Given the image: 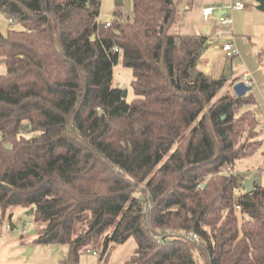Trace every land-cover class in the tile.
I'll return each mask as SVG.
<instances>
[{
  "label": "trees",
  "instance_id": "obj_1",
  "mask_svg": "<svg viewBox=\"0 0 264 264\" xmlns=\"http://www.w3.org/2000/svg\"><path fill=\"white\" fill-rule=\"evenodd\" d=\"M100 10L0 0L19 26L0 32V226L33 208L35 242L68 247L59 264L97 247L102 264L130 237L125 264H264V179L247 193L232 173L261 144L255 97L218 96L204 37L170 32L176 0H131L109 26Z\"/></svg>",
  "mask_w": 264,
  "mask_h": 264
},
{
  "label": "rangeland",
  "instance_id": "obj_2",
  "mask_svg": "<svg viewBox=\"0 0 264 264\" xmlns=\"http://www.w3.org/2000/svg\"><path fill=\"white\" fill-rule=\"evenodd\" d=\"M100 1V20L103 22L113 20L119 13L124 16L131 14V0H121L119 4L116 2L117 0ZM234 1L236 0L229 1L224 7L227 9L224 16L232 17L234 20V32L230 34L231 38L237 39L244 60L241 61L237 56L231 58L232 60L226 58L221 49L217 47L220 38L217 32L218 25L206 23V52L202 57L207 61L204 66H199V69L208 77L226 78V84L219 91L218 96L232 94L234 92L233 85L244 81L245 71L255 78L251 92L260 105L257 130L261 144L253 154L235 162L233 173L239 185L251 174H254L256 181L262 184L264 179V99L259 97V89L264 90V54L260 55L259 53L264 50V11L256 8V0H238L245 4V8L239 11L228 9ZM9 28L18 29L19 26L10 21L5 13L0 12V32L6 34ZM0 72L5 73V65L2 62H0ZM131 79V70L123 66L120 56L113 68L112 83L126 90V100L128 101L133 98ZM28 210L20 206L12 207L5 216L3 225L10 224L14 229L9 236L3 237L0 241V264H59L68 252L67 245L35 242L36 233H29L35 228V221L32 213L27 214ZM0 233H3L2 225ZM136 247L137 244L133 237L128 238L124 243H113L110 245L106 261L102 264H125L134 254ZM27 249H30L28 254H26ZM100 252L101 247L81 252L77 264H100Z\"/></svg>",
  "mask_w": 264,
  "mask_h": 264
},
{
  "label": "crops",
  "instance_id": "obj_3",
  "mask_svg": "<svg viewBox=\"0 0 264 264\" xmlns=\"http://www.w3.org/2000/svg\"><path fill=\"white\" fill-rule=\"evenodd\" d=\"M229 1H232V0H176L177 11H176L174 22L170 27V32L176 33V34H182V35H200L204 37L205 44H204V48H203V51L201 53V56L198 62L199 66L201 65L204 66L207 61L205 58L202 57L206 52V37H207L206 36V31H207L206 23L218 25L217 32L220 37L219 43L217 46L218 48H220L219 44L222 40L229 39L236 45L238 49V54L236 55L237 58L240 59L241 61L244 60L241 54L240 48L237 44V39L234 37L231 38L230 33L234 32V24H233L234 20L232 19V17H231L232 19L231 23L228 24V23H221L218 19V16H216L214 13L208 16L207 19H204L202 16V9L204 7L212 6V7H215L216 9L218 8L225 9L224 7L228 4ZM236 1H234V3ZM244 8H245V4H244ZM239 10H242V9H239ZM224 14L225 13H223L222 15ZM0 73L2 74L3 72H0ZM244 81L247 85L251 86V90H252L253 88L252 86L255 83V78H253V76L251 77L248 71L244 72ZM251 90L248 92L252 93ZM252 95L254 96L253 93ZM259 97H262V99H264V90L259 89ZM259 106L260 105L257 101V103L254 106H251L250 109H257L258 111L260 110ZM257 113H258V117H260L259 112ZM2 228H3V225H2Z\"/></svg>",
  "mask_w": 264,
  "mask_h": 264
},
{
  "label": "built area",
  "instance_id": "obj_4",
  "mask_svg": "<svg viewBox=\"0 0 264 264\" xmlns=\"http://www.w3.org/2000/svg\"><path fill=\"white\" fill-rule=\"evenodd\" d=\"M243 8H244V3L242 1H236L235 3H233L232 5H230L228 7V9H231V10H239V9H243ZM216 10L217 9L215 7H212V6L204 7L202 9L203 18L207 19L208 16L212 15L214 13V11H216ZM225 10L227 11V9H225ZM218 19L221 23H228L229 24L232 21L231 17L224 16V15L219 16ZM105 25L109 26L110 20L105 21ZM219 45H220V49H221L223 55L226 58L231 59L238 54V49L232 41L222 40ZM232 173H233V170H232ZM235 191L239 192V189L237 188V189H235ZM13 229L14 228L10 224L5 225V226L3 225V228H2L3 233H0V241L3 239V237L9 236L10 232H12ZM21 231L23 232L24 228Z\"/></svg>",
  "mask_w": 264,
  "mask_h": 264
},
{
  "label": "water",
  "instance_id": "obj_5",
  "mask_svg": "<svg viewBox=\"0 0 264 264\" xmlns=\"http://www.w3.org/2000/svg\"><path fill=\"white\" fill-rule=\"evenodd\" d=\"M116 2L119 4V3H121V0H117ZM256 2H257L256 8L258 10L264 11V0H256ZM223 13H226V10L221 9V8H218L214 12V14L218 17L221 16ZM206 71H207V69H206ZM250 90H251V86L247 85L244 81L237 82L233 85V91L237 96H243ZM123 97H126V90H123ZM9 146H10L9 144L6 145L7 148H9ZM254 178H255L254 174H251L243 182V185L245 187V191L247 193L251 192L254 189V186H253ZM30 213H33V208H30L27 211V214H30ZM29 233L35 234L36 230L32 229L31 231H29ZM29 252H30V249H27L26 254H28Z\"/></svg>",
  "mask_w": 264,
  "mask_h": 264
}]
</instances>
